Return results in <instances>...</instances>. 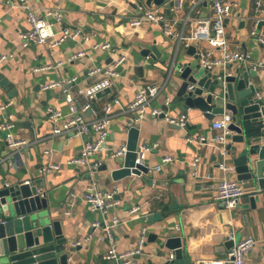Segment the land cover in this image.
I'll return each mask as SVG.
<instances>
[{
  "label": "crops",
  "instance_id": "obj_1",
  "mask_svg": "<svg viewBox=\"0 0 264 264\" xmlns=\"http://www.w3.org/2000/svg\"><path fill=\"white\" fill-rule=\"evenodd\" d=\"M156 1L161 0H134L129 3L123 0H32L31 6L38 15H44L47 9L61 11L63 22L55 26L56 31L64 27L81 28L90 37L88 42L82 38L68 40L56 49L48 44L24 48L20 34L30 29L25 11L0 1V55H13L0 65V123L7 114H11L15 124L13 134L30 145L24 149L22 157L10 158L12 165H0V190L26 182L41 187L39 194L48 202L47 214L61 224L62 235L67 242L60 249L67 250L70 264H115L104 259L110 243L113 241L120 252L135 248L144 226L149 228L146 245L131 264H164L172 258V251L163 247L162 243L171 238L181 239L187 264L222 259L230 250L227 246L230 237H234L237 244L248 236H253L257 242L246 255L245 264H264V195L257 208L253 209L250 200L254 186L239 182L235 171L223 170L224 162L234 167L233 157L228 155L224 161L222 146L216 142L219 131L213 128L214 121L223 115L233 114L227 111L210 120L199 109L186 111L184 103H173L176 89L171 82L173 80L179 85L183 81L179 77V68L186 64L195 68L200 64L199 53L209 50V43L202 41L191 45L196 49L195 55H191L189 47L178 44L176 38L166 35L159 26L148 23L133 29L129 24L133 15H139L136 7L132 6L136 4L148 8L161 7L168 15L166 6L170 5L171 9L170 0H162L161 5ZM232 1L237 6L226 22L228 39L232 47L249 53L251 61L229 65L225 69L215 67L211 70L213 78L220 79L223 72L236 75L242 68L253 71L254 75H249L250 83L256 88V96L264 102V68L255 66V62L264 60V44L261 41L264 38V2L258 8L256 0ZM190 8L186 1L179 15L180 22L176 25L178 31H182ZM211 15V4L204 2L191 13L184 35L190 34L198 19ZM96 42H109L115 53L95 50L93 45ZM79 51H83L85 56L61 68L56 67L58 61ZM145 51L149 53L145 54ZM120 55L126 57L119 69L120 77L111 86L110 93L96 97L91 109L86 112L88 118L103 116L105 105L113 99L119 100L113 105L106 147L92 158L101 161L102 165L95 174H91L86 168L67 164L80 154L83 144L90 137H80L73 132L53 137L47 110L69 111L65 90L74 96L79 105L84 104L85 99L78 94V90L101 80L105 70ZM38 67L48 68L35 72ZM96 67L101 69V73L91 76L90 71ZM73 79L76 80L69 83ZM52 82H61L64 87L42 90L43 85ZM148 85L163 89L151 106L164 110L168 108L171 119L185 114L188 120L186 127L150 115L141 123L134 124L135 114L128 110V106L137 91ZM166 99L170 100L168 106ZM9 100L13 104L7 113L3 112L1 106ZM237 124L247 129H264L263 123L238 120ZM131 127L139 130V147L157 145L146 157L145 163L150 170L146 174H134L113 181L111 172L118 165L111 154L122 145H127ZM6 136V132L0 131L2 157L11 154ZM228 146L236 155L241 144L228 140L226 149ZM45 150L53 152L46 155ZM165 156H171L175 161L161 172L154 171ZM50 162L60 164L61 169L44 174L42 169ZM195 162L196 176L193 174ZM104 165L106 170L102 169ZM224 177L237 181L244 190L239 205L230 210L214 198L217 184ZM92 181H96L101 191L113 193L118 201V206L110 211L106 219L85 202L84 194ZM210 185L214 187L209 188ZM74 194L75 198L72 197ZM71 202H75L73 208L70 207ZM134 206L142 207L141 217L126 220L128 210ZM1 210L0 205V216ZM114 216L124 220L112 228L110 238L105 230V220L111 222ZM96 223L98 227L94 226ZM78 242L81 244L74 246Z\"/></svg>",
  "mask_w": 264,
  "mask_h": 264
},
{
  "label": "built area",
  "instance_id": "obj_2",
  "mask_svg": "<svg viewBox=\"0 0 264 264\" xmlns=\"http://www.w3.org/2000/svg\"><path fill=\"white\" fill-rule=\"evenodd\" d=\"M6 3L12 4L19 9L25 11L27 21L30 24V29L22 32L20 38L22 40V46L24 48L32 45H49L50 48L56 49L66 43L68 40L76 41L82 38L85 41H90V37L85 35L81 28L64 27L59 31H56V25L63 22V14L59 9H47L44 15H38L35 13L31 6L32 0H0ZM132 2L134 0H123ZM186 1L189 2L190 12L184 21L182 31L176 29V25L180 22L179 15L185 8ZM204 2H209L212 7L211 17L198 19L196 24L192 28L188 36L184 35L185 26L190 20L191 13H193ZM264 0H256L257 7L260 8L263 5ZM171 4L170 16L166 15L161 7H144L141 4H136V10L138 16H132L129 20V24L133 29L139 28L144 24H154L162 28L163 32L177 39L178 44H184L187 48L194 44H199L202 41H206L210 45V49L199 53L200 64L203 68L212 70L215 67L227 68L229 65L236 63L245 64L251 61V55L249 53L241 51L238 47H232L227 35L226 22L231 17L234 7L237 6L232 0H170ZM1 26V20H0ZM255 33V32H254ZM264 44V38H261ZM95 50L109 51V53H115V49L109 42H96L93 45ZM13 55L2 54L0 55V65L8 61ZM85 56L83 51H79L75 55L69 56L65 60L57 62L56 67H63L66 63H70L75 59H79ZM126 57L124 55L117 56L111 67L104 72V77L85 87L78 90V94L85 99V103L79 105L74 96L65 90V98L69 104V111L64 113L59 109L48 108V118L52 123V136L63 137L69 132L76 133L80 137H90L87 140L80 151V154L75 158L67 162L68 165H76L78 167L86 168L91 174H95L96 171L102 165L99 160H92V158L98 155L106 147V143L109 137V128L112 122V109L113 105L119 103L118 99H113L108 102L104 107V115L96 118H88L86 112L91 109L93 100L98 93L111 88L113 83L120 77V67L124 65ZM255 66L258 68H264V60L255 62ZM48 67L35 68V72H41ZM101 73L99 67L93 68L90 71V75H97ZM225 73V72H224ZM226 75L229 73H225ZM231 75V74H230ZM224 78V77H223ZM220 77V79H223ZM73 79L70 82H74ZM64 85L61 82H52L43 85V91H50L57 88H63ZM193 86L190 87L192 89ZM162 88L155 85H148L140 88L133 101L129 104L128 110L135 114L134 124H139L147 116H153L155 118H164L169 122L176 124L182 128L187 126V116L181 115L177 119H171L168 116V112L162 108L152 107L151 103L156 100L162 93ZM13 104L12 100L2 104L1 110L7 113V109ZM166 106L170 105V100L166 99ZM233 122V116L231 114L223 115L221 118L213 122V128L219 131L216 142L222 146V157L226 161L229 152L226 149L227 135L230 133L228 126ZM15 124L13 122V116L7 114L5 120L0 123V131L6 132V141L8 149L11 154L9 157L0 156V165H12L10 158L22 157L23 151L26 147L30 146L26 140L17 138L13 134ZM157 145L152 147L143 145L138 147L136 151L137 159L136 164L145 165L147 154ZM53 150H45L46 155L52 154ZM127 153V145H122L119 149L115 150L111 156L113 158H122ZM175 159L171 156H165L160 164H158L154 171L161 172L165 166L172 164ZM197 162L193 164L194 171L196 170ZM225 172H233L234 167L226 164L222 165ZM61 169V165L55 162H50L43 167L42 172L44 174H51ZM150 170V169H149ZM195 176L197 172L193 173ZM209 180V176L207 178ZM30 184V182H26ZM213 188V185L208 186ZM244 195V190L240 184L227 177H224L217 184V191L214 195L216 201L223 203L226 208L234 209L239 205L240 199ZM75 198V194L72 195ZM85 202L90 208L98 213H101L105 219L109 215L110 211L118 206L114 194L111 192H103L98 188L96 181H92L88 186L84 194ZM75 202L70 203V207L73 208ZM69 214V211H68ZM142 215V207L134 206L127 212L126 220H132L140 218ZM147 215H143L146 217ZM124 219L114 216L111 222L105 220V230L111 238L112 228L123 222ZM98 227L99 224L94 225ZM149 233L148 226H144L141 229L140 237L135 248H132L125 252H120L117 245L112 241L108 251L104 255V259L113 261L115 264H131L135 256H139L147 242V236ZM88 240V239H87ZM229 241H234V237H230ZM256 239L253 236L246 237L240 243H235L234 246L228 251L227 255L222 258L205 259L201 264H245L246 255L252 251L256 245ZM81 243H75L74 246H79Z\"/></svg>",
  "mask_w": 264,
  "mask_h": 264
},
{
  "label": "water",
  "instance_id": "obj_3",
  "mask_svg": "<svg viewBox=\"0 0 264 264\" xmlns=\"http://www.w3.org/2000/svg\"><path fill=\"white\" fill-rule=\"evenodd\" d=\"M162 3V0L156 1L158 5ZM166 8L170 15V5ZM189 53L195 55L194 46L189 47ZM249 75H254V72L242 68L236 75L223 72L220 74V77H224L222 80L214 79L212 71L200 64L195 68L186 64L179 68L182 83L178 85L172 80L171 84L176 89L173 103H184L186 111L199 109L210 120L227 111L233 114V122L228 126L231 134L227 135V139L241 144V147L236 155L232 154L231 146L227 149L233 157L238 181L254 186L250 201L251 207L256 209L264 195V129L254 133L253 129L237 124L241 120L264 125V102L256 96V88L250 83ZM110 91L108 88L96 97L101 98ZM138 147L139 130L131 127L126 155L114 159L118 168L111 172L113 181L148 173L147 163L136 164ZM102 169L106 170L107 166L104 165ZM40 189L38 185L19 184L0 190V264H70L67 250L60 249L67 242L62 235L61 224L47 214L48 202L40 196ZM162 246L172 251V258L164 264H187L180 238L168 239ZM227 246L231 249L234 241H229Z\"/></svg>",
  "mask_w": 264,
  "mask_h": 264
},
{
  "label": "trees",
  "instance_id": "obj_4",
  "mask_svg": "<svg viewBox=\"0 0 264 264\" xmlns=\"http://www.w3.org/2000/svg\"><path fill=\"white\" fill-rule=\"evenodd\" d=\"M254 132H258V130L257 129H255V130H253Z\"/></svg>",
  "mask_w": 264,
  "mask_h": 264
}]
</instances>
